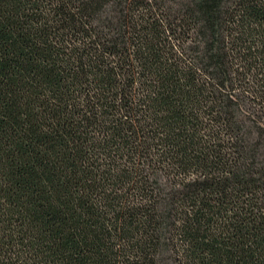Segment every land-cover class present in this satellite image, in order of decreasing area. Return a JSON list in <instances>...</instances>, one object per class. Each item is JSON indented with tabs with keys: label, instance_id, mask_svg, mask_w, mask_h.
I'll list each match as a JSON object with an SVG mask.
<instances>
[{
	"label": "trees",
	"instance_id": "1",
	"mask_svg": "<svg viewBox=\"0 0 264 264\" xmlns=\"http://www.w3.org/2000/svg\"><path fill=\"white\" fill-rule=\"evenodd\" d=\"M0 264H264V0H0Z\"/></svg>",
	"mask_w": 264,
	"mask_h": 264
}]
</instances>
